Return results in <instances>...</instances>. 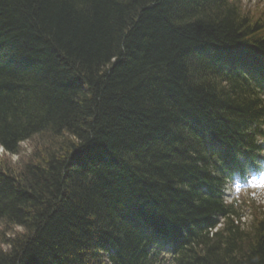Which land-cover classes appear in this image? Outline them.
<instances>
[{"label":"trees","instance_id":"obj_1","mask_svg":"<svg viewBox=\"0 0 264 264\" xmlns=\"http://www.w3.org/2000/svg\"><path fill=\"white\" fill-rule=\"evenodd\" d=\"M248 12L0 0V148L34 140L30 162L0 163V223L24 229L0 264H264V212L213 231L232 214L220 190L234 141L264 117V18ZM222 59L248 71L226 90Z\"/></svg>","mask_w":264,"mask_h":264},{"label":"rangeland","instance_id":"obj_2","mask_svg":"<svg viewBox=\"0 0 264 264\" xmlns=\"http://www.w3.org/2000/svg\"><path fill=\"white\" fill-rule=\"evenodd\" d=\"M242 11L248 12L253 19L264 18V0H236ZM32 141H26L18 146V154L12 155L8 152L6 153L4 149L0 148V163H2L6 168L15 169L19 164L24 162H30L29 156L32 153ZM251 194L254 196L255 200L261 198L264 200V181L251 183L249 187ZM243 190H237L235 193L241 192ZM234 193V194H235ZM234 196V195H233ZM24 232L23 228L12 226L10 228L5 227L3 223H0V250L7 251L8 241L11 238L16 237Z\"/></svg>","mask_w":264,"mask_h":264},{"label":"bare ground","instance_id":"obj_3","mask_svg":"<svg viewBox=\"0 0 264 264\" xmlns=\"http://www.w3.org/2000/svg\"><path fill=\"white\" fill-rule=\"evenodd\" d=\"M222 61L223 62H221V61H219V60H216V61H211V64L214 66V67H211V71H212V73L214 74V75H216V76H218V68H221V69H224V70H226V71H232V72H235V73H233V75L230 77V78H228V79H224V80H222L221 82H219V84H221V85H219V86H221L222 88H224L225 90L227 89V88H229V86H233V85H235V83H233L232 82V79H234V78H237V79H240V78H243L245 75H246V73L248 72V71H244V70H242V71H239V72H237V71H234V70H231V69H227V68H224V66H222V64H228L229 62H225L224 61V59H222ZM220 63H222V64H220ZM246 63V62H245ZM228 91V90H227ZM210 136H211V134H210ZM211 139L212 140H215L214 139V137L213 136H211ZM218 141V140H217ZM20 145V144H19ZM218 146V145H217ZM211 147V149H212V146H210ZM201 149V147H196L195 148V151L196 152H200L201 153V151H199ZM205 152V159H204V161H207V159H208V156H209V152H206V151H204ZM194 167H192V168H198V170L202 167V169H203V175H202V178H201V180H203L204 179V177L206 176V167H204V166H201V164L198 162V163H195L194 162V165H193ZM215 169L217 168V165H215V167H214ZM229 171H234L235 173H236V176H241L243 173L242 172H240L239 171V169L238 168H233L232 170H229ZM214 176V175H213ZM226 177H228V178H230V179H233V177H231V176H226ZM159 229V228H158ZM158 229L156 230V229H154V230H156L155 232L157 233V234H159V231H158ZM215 231H217V229L215 230ZM11 240H12V238H11ZM10 240V241H11ZM10 241H8V247L6 248V250L7 251H11V248L13 247V244L11 243L10 244ZM125 244V243H124ZM115 247H116V249H119V246H117V245H114Z\"/></svg>","mask_w":264,"mask_h":264}]
</instances>
